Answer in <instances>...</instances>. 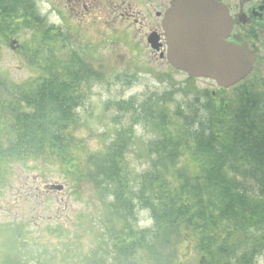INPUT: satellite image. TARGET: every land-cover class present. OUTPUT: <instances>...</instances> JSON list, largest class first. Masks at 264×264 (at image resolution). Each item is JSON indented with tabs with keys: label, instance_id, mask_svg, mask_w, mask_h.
<instances>
[{
	"label": "trees",
	"instance_id": "obj_1",
	"mask_svg": "<svg viewBox=\"0 0 264 264\" xmlns=\"http://www.w3.org/2000/svg\"><path fill=\"white\" fill-rule=\"evenodd\" d=\"M30 10L25 0H0V38L15 36V25ZM75 81L69 89L60 79L30 85L23 96L31 109L28 112L8 104V110L15 112L8 132L0 123V168L9 160L50 161L75 176L78 185L92 180L101 201L106 194L112 202L107 205L111 215L103 224L108 236L120 244L116 264H125L127 259L137 264L134 257L143 259L138 264H185L191 252L196 255L195 264H256L264 252L261 98L242 94L236 96L234 105L225 99L212 100L206 110L192 114L179 108L175 120L162 109L167 98L152 111L118 104L119 111L135 113L136 124L149 122L163 129L149 146L148 152L158 158L152 161L154 171L139 176L132 193L125 167L131 134L89 159L72 153L67 123L76 120ZM13 100L17 98L9 97ZM180 160L189 171L179 172ZM134 205L150 212L155 222L151 231L140 232L129 221L134 220ZM183 243L191 247L189 254L180 252ZM94 260L93 264L101 262Z\"/></svg>",
	"mask_w": 264,
	"mask_h": 264
},
{
	"label": "rangeland",
	"instance_id": "obj_2",
	"mask_svg": "<svg viewBox=\"0 0 264 264\" xmlns=\"http://www.w3.org/2000/svg\"><path fill=\"white\" fill-rule=\"evenodd\" d=\"M27 1L34 4L37 17L50 24L63 15L59 14V9L52 10L50 0ZM15 28L16 34L12 39L19 45L32 46L30 48L37 52L39 47L32 44L34 32L22 29L18 24ZM105 37L112 42L113 36ZM39 44L48 49H58L57 60L66 59L69 52L65 47H50L49 42ZM12 48L0 42L1 80L16 88L45 75L40 67L29 64L28 55L33 56V52L26 54L25 58L15 47ZM45 54L38 59L49 62L46 58L48 53ZM83 58L95 64L93 74L100 75L84 78V104L77 110L75 124L67 132L72 140V153L89 159L93 154L106 153L114 142H120L123 136L131 134L125 167L130 173V191L135 193L138 177L154 171L152 161H158V158L148 152L149 146L161 137L163 129L145 126L141 123L143 121L136 124L134 115L121 114L113 107L115 101L135 98L139 110L146 107L147 111H152L157 108L154 105L157 100L162 104V97H165L168 102L162 109L175 120L180 107H184L185 113L190 112L185 108L202 107L217 87L207 80H190L170 68L160 70L159 64L151 62L146 53L139 68L129 69L134 56L128 47H100L99 50L92 47L83 51ZM136 74L138 79L132 82ZM244 89L264 93V77L247 79L228 93L231 97ZM47 162L9 160L0 168V264H93L94 259H99L100 264H116L112 255L99 254L97 249L99 238L105 231L101 222L107 223L106 219L111 215L107 206L112 203L110 197L104 194L107 198L102 202L92 180L78 185L75 176ZM176 168L179 172L189 171L183 160L177 162ZM159 169L164 170L162 166ZM168 179L172 177L168 175ZM57 186L64 188L59 191ZM106 192L104 190L103 193ZM134 207V227L139 231H151L155 222L149 211ZM189 251V244L183 243L180 252L189 254ZM194 256L191 252L184 263H191ZM133 260L138 264L143 259L134 257ZM127 261L130 260L127 259L125 264H130ZM257 264H264V254Z\"/></svg>",
	"mask_w": 264,
	"mask_h": 264
},
{
	"label": "flooded vegetation",
	"instance_id": "obj_3",
	"mask_svg": "<svg viewBox=\"0 0 264 264\" xmlns=\"http://www.w3.org/2000/svg\"><path fill=\"white\" fill-rule=\"evenodd\" d=\"M27 1V0H26ZM184 0H50L52 10H58L59 20L49 23L37 17L33 10L26 18L33 26L34 47H39L35 52L39 67H46L52 77L42 75L35 79V84L49 78L55 83L60 79L66 81V88L72 85L74 78L81 85L85 77L97 75L94 73L95 64L83 58V51L96 47H128L134 56L129 63V69L139 68L143 54L153 63H158L160 70L172 69L168 61V47H176L169 43L164 20L167 13L179 2ZM223 6L230 17V29H223L225 37L221 43L208 45H193L192 47H248L255 53V64L252 73L244 80L264 77V0H213ZM30 5L31 1H27ZM106 35L113 36L112 42ZM37 36V38H36ZM227 36V37H226ZM37 40V41H36ZM7 43V41H5ZM40 42L50 44V47H65L69 49L66 59L57 60L58 49L42 47ZM24 47V46H23ZM88 47V48H84ZM178 47H191L178 45ZM46 50V51H44ZM26 58L25 51L17 50ZM48 53L49 62L38 59L40 55ZM83 58V59H81ZM94 59V58H93ZM98 61V60H97ZM97 66V65H96ZM58 68L62 75L57 76ZM60 71V72H61ZM179 72V71H176ZM188 77L184 72H179ZM100 75V74H99ZM94 77V76H93ZM133 78V76H132ZM138 79L136 74L132 80ZM190 80H195L189 78ZM204 80V79H199ZM209 81V80H207ZM212 82L215 86L216 84ZM55 85V84H54ZM7 83L0 90V105L3 114H0V123L8 122L13 111L8 110V104L14 103L27 107L23 100L24 92L9 91ZM233 89V88H232ZM231 89L225 90L226 92ZM83 91V90H82ZM84 94V93H83ZM213 96L216 93H212ZM247 96H259L264 103V93H248ZM85 96V95H84ZM9 97L17 100L9 101ZM234 105L236 99L231 96L227 99ZM5 125L4 127H7Z\"/></svg>",
	"mask_w": 264,
	"mask_h": 264
},
{
	"label": "water",
	"instance_id": "obj_4",
	"mask_svg": "<svg viewBox=\"0 0 264 264\" xmlns=\"http://www.w3.org/2000/svg\"><path fill=\"white\" fill-rule=\"evenodd\" d=\"M227 21V11L212 0L175 5L165 20L169 43L176 46L169 47L171 65L193 77L213 79L221 87L244 79L254 65V54L247 47H192L220 43ZM183 44L191 47H178Z\"/></svg>",
	"mask_w": 264,
	"mask_h": 264
}]
</instances>
